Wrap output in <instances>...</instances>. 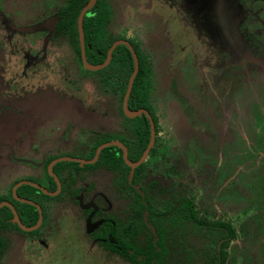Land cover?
I'll return each instance as SVG.
<instances>
[{
  "label": "rangeland",
  "instance_id": "obj_1",
  "mask_svg": "<svg viewBox=\"0 0 264 264\" xmlns=\"http://www.w3.org/2000/svg\"><path fill=\"white\" fill-rule=\"evenodd\" d=\"M164 1L160 0L157 4L158 7L154 2L151 5L158 17L165 15L161 25H166V29L170 32V41L171 18L174 19L178 28L180 26L183 37L176 29L173 38L177 41L184 38L182 42H179L180 47L184 50L177 49L176 44L172 46V43L170 50L168 38L165 39L164 49L157 42H149L144 37L145 31L136 27L132 20L133 10L130 8V2L134 1L111 0L116 13V23L113 28L121 33L125 31L127 37L137 41L145 57L149 59L147 68L148 77L152 82V102L155 104V115L158 121L159 149L154 158L147 159V173L143 182L145 184L148 180L154 179L158 180L161 185L169 186L171 176L181 178L183 189L192 196L200 212L208 217L224 220L236 229L237 238L229 245L226 264H262L258 249L254 248L253 239L257 240L259 236L264 239V194L262 193L264 186L257 182V177L254 178L255 175L252 172L260 160H263L264 154L252 152L256 146V135L259 132L255 131L254 133L253 123L249 124L248 119L250 120L251 116L250 106L254 102H258L259 99L258 96H254L255 87L261 86L264 79L263 76L258 79L252 78V75L249 74V69L254 68V65L247 62L238 66L230 64L232 59L228 56V53L234 51V46L236 50L239 49L237 53L239 58L246 54L260 56L261 49L253 50L242 43L239 46L233 44L235 41L233 33L226 27L222 49L225 54L223 63H217V59H215L217 54L213 46L208 47L207 53H215L216 56L205 61L201 57V55L203 56V47L198 50V46L202 44L197 37L199 32H192L193 29L189 27L191 23L188 22L186 16L192 14L196 17L204 11L202 13H198L197 10L190 11L189 0H171L170 14L167 11L168 2ZM125 2L128 6H124ZM29 3L30 0H20L18 7L26 9ZM208 5L207 1V6L205 3L203 9L205 10ZM120 10L121 12L127 10V19L121 18ZM253 19H256L255 16ZM200 20L202 21V19ZM53 22V19H47L38 25L28 27H16L10 23L0 26V45L4 48L7 58L2 60V62L4 61L2 63L4 82L13 80L20 95H24V92L27 91L33 93L37 89L45 91L51 88L63 99V104L60 105L59 102L51 101L48 98L50 102L47 101L48 105L46 106L40 100L32 97V104L37 111L34 113L36 114V123L28 124V126L23 122V119L20 120L21 123L16 119L10 126L0 127V142L3 139V143H10L13 133L14 136L20 137L21 130L24 131L26 126H28L26 128L31 127L35 130L38 127L44 132L50 133V135L46 133L48 137L58 138L67 134L66 143H63L64 146H62L64 150L70 151L76 150L83 141L89 139L87 130L100 126L102 130L106 128L107 132L113 130L111 126H105L103 122L109 121L110 118L100 117L96 119L97 121L93 120L95 113L93 114L92 110H95L96 113L100 112L101 109L98 105L105 104L107 105L106 110H110V108H114L115 100H105L100 97L94 90L93 82L88 81V78L80 81L81 85L78 89L66 84L72 67H68L65 62H60V59L57 60L63 56L50 45L48 37L52 33ZM155 25L159 27L160 23H155ZM232 25L234 23H228V26ZM213 31L209 30V34ZM257 34L261 36L263 33L257 32ZM188 37L196 38L197 42L194 47L186 44ZM31 39L36 40L33 42L34 44L29 45ZM168 54L169 57L171 54V58L168 57ZM26 55H36L38 61L29 67L26 63ZM190 55L198 58V60L190 62L194 77H191L189 81L183 78L179 84H171L170 98L166 99L169 94L170 78L175 76L179 67L187 66L185 60ZM174 86L177 88L173 92ZM222 94L223 99L221 98ZM40 104L42 105L40 106ZM206 104H208L207 113L214 114V117L218 115V120L220 119V123L217 122L219 134L215 136L216 139L206 138L201 134L203 126L198 112H204ZM20 105H23V101ZM76 106L80 109L79 120L76 125H73L71 119L67 117H70L72 113L76 114ZM70 123L73 126L68 130L67 126ZM26 140L20 144L15 142L12 155L24 159L30 157L29 159L33 161L40 160L42 155L40 153L45 148L50 150L53 147L49 143L40 144L37 147L32 144L31 148H35L36 151L29 155L27 146L30 144ZM219 149L226 154L224 160L230 163V167L225 169L223 174L225 173L226 176L232 174L234 177L233 185L231 184L223 194L217 192L220 181L216 180L218 175L215 168V164L221 162V159H214L215 153ZM7 153L9 150L0 159V195L5 193V185L10 178L37 172V169L22 164L20 161L13 158L9 160L6 158ZM253 156L256 157L253 158ZM168 170L171 171V175L167 172ZM93 176L95 179L94 192H105L107 199L110 200L109 212L118 214L124 208V203L120 200L123 197L110 193L109 181L111 177L103 172H97ZM153 195L157 200L155 192ZM57 205L52 214V220L44 228L40 238L26 236L14 230L4 236L6 250L0 264H128L114 256L99 252L97 247L91 243L89 234L96 225L82 216V209L85 208L83 205L81 207L68 203ZM189 232L183 237L185 245L192 246L197 250L203 249V240L208 239L213 243L211 244L213 248L216 246L217 239L214 235L211 237L212 235H206L200 230ZM202 238L204 239L202 240ZM181 248L180 242L175 243L174 246L170 245V250L175 255V258H172L173 264H182ZM254 253L258 255L255 263V259H252ZM191 264L207 263L195 259Z\"/></svg>",
  "mask_w": 264,
  "mask_h": 264
},
{
  "label": "flooded vegetation",
  "instance_id": "obj_2",
  "mask_svg": "<svg viewBox=\"0 0 264 264\" xmlns=\"http://www.w3.org/2000/svg\"><path fill=\"white\" fill-rule=\"evenodd\" d=\"M127 1H134L130 2V8L133 10L132 14V20L136 27L138 26L139 29H142L145 31L144 37L149 42H157V44L162 45V49H164L165 39L168 38L169 46L168 48L171 50V43L176 44L177 49L184 50V48H181L179 45V42H182V40L177 41L173 38L175 35V30L177 29L180 32V35L183 37V32L180 29V26L178 28V25L176 22H174V19L171 17V41L170 39V32L166 29V25H161V22H164L165 15H162L161 17L157 16V13L154 12L155 9H153V6L151 5L152 2L155 3V5L158 7L157 4H159L160 0H126ZM164 1V0H163ZM207 1L209 3L208 7L204 10V5ZM65 2V0H30L29 6L26 9L19 8L18 5L20 4V0H0V26L7 25L8 23L14 25V26H32V25H38L42 22H44L47 19H53L54 22L52 24V33L48 37L50 41V45L58 50L63 58L59 57L57 60L60 59V62H65V64L68 67H72V72L67 77L66 84L68 86H71L72 88H77L81 85L80 81L82 79H85L83 75L80 74V68H79V61L82 65V68L84 70L88 71H98L106 67L110 60H111V54L114 51L115 47L117 45H124L129 50L128 45H130L134 51L136 60H137V70H138V59L137 55L135 53V50L133 48V45L131 42L135 43L138 46L139 51L143 54L142 50L140 49V46L137 41L132 40L131 38L126 36V32H122L119 30H116L113 28V25L116 23V13L113 10L111 0H107V6L109 9V17L110 22L108 25V29L110 31V34L116 36L121 35V38H117L112 42V44L109 46V48L106 51V56L104 61L101 64L98 65H91L87 63L86 56H85V43H84V37H83V30H82V37H83V55L81 52V46H80V40H79V32H78V20L79 16L84 9V7L88 4L87 3L82 7L80 12L78 13L77 19H76V30H77V38H78V48H79V57H77L73 51V48L70 45V42L66 39V36L62 32H58L56 30V24L59 20L58 13H60L59 10L55 9L56 6L62 5ZM96 0H94L93 5L84 11V14L86 11L93 8ZM125 2L124 6H128V4ZM165 2V1H164ZM168 2V9L167 11L171 14V0H167ZM204 2V5H202ZM133 3V4H131ZM190 11L194 12V10H197L198 13H203L201 15L198 14V16L186 15L189 24V27L193 29L192 32H199L200 41L202 44L198 46V50L203 47L204 51L202 52L203 59L207 61V59H213V56L215 57V53L217 54V63L220 62L223 63V55H225L222 52L223 45H224V29L229 28L231 30V33H233V38L235 41H233V44L238 45L244 44L246 47L253 48V50L261 49V52L259 53L260 56H251V55H245L242 58H239L240 56L237 54L239 49L236 50V47L234 46V51L232 53H228V56L231 57L230 64L238 66L239 64H243L245 62L250 63L254 65V68L252 67L249 69L250 75H252V78L258 79L260 76H263L264 79V0H189L188 4ZM205 6V7H206ZM189 11V10H188ZM209 11L208 13H206ZM120 15L123 20L127 19V10L121 12ZM239 13V14H238ZM82 15V18L84 16ZM255 16L256 19H253ZM82 18H81V28H82ZM202 19V21L200 20ZM122 20L120 21V23ZM232 22L234 25L228 26V23ZM155 23H160L159 27L155 25ZM172 26H174L172 28ZM184 26V24H183ZM263 26V27H262ZM188 27V25H187ZM123 29V28H122ZM209 30H214L212 33L209 34ZM263 33L261 36L257 34ZM201 33V34H200ZM43 35H46L45 33H42ZM208 34V35H207ZM185 35V34H184ZM35 35L33 34V37ZM47 36V35H46ZM185 37H187L185 35ZM36 39H31L29 45L34 44ZM188 44L190 47H194L195 43L197 42L196 38H189L188 37ZM186 41V40H185ZM237 41V44H236ZM185 43V42H184ZM216 43V44H214ZM1 44V42H0ZM168 44V43H167ZM213 46L215 53H207L208 47ZM88 48L89 45H87ZM263 50V51H262ZM130 52V50H129ZM171 53V52H170ZM250 53V52H249ZM131 54V52H130ZM146 64L148 65L149 59L145 57L143 54ZM132 61H133V70H134V60L133 56L131 54ZM169 57V54H168ZM168 57L166 59H168ZM6 58V54H4V48L2 45H0V127H6L10 126L12 122H14L16 119L17 121H20L23 119V122L26 125H30L31 123H36V113L35 106H33L31 98L35 97V99L40 100L41 103L45 104L46 106L47 101L50 102L49 99L54 100L55 102H59L60 105H62L63 99L60 97L61 95L56 93L51 88L49 90L44 89H37L33 93H29L30 91L24 92V95H20L17 89V86L13 80H9L7 82H4V74L2 70V60ZM26 63L30 67V65L34 64L36 61H38V57L35 56H25ZM171 58V54L170 57ZM192 55H190L185 61L187 66L185 67H179L178 72L175 74V76H172L170 78V85H169V94L166 96V99L170 98L171 94V84H179L183 78L188 79V81L191 79V77H194L192 69V63L191 61H194L195 59L198 60V58H194ZM200 58V57H199ZM7 59V58H6ZM108 59L107 63L98 69H90L86 65L90 67H96L101 66L105 63V61ZM151 59V58H150ZM200 61H202L200 59ZM203 62V61H202ZM262 69V70H261ZM133 70L131 72V75L133 73ZM137 73V71H136ZM130 75V77H131ZM136 75V74H135ZM129 77V79H130ZM135 77V76H134ZM237 78V77H236ZM128 79V82H129ZM149 79V77H148ZM134 80V79H133ZM88 81H92L88 78ZM93 82V81H92ZM127 82V85H128ZM133 83V82H132ZM190 83V82H189ZM94 84V82H93ZM151 85L152 82L149 79V96H148V105L150 110L146 108H138V109H129L127 106V101L129 98L126 99V109L129 112L136 113L138 111H141L139 114L129 117L125 114L123 110V99L127 90H126L123 96V99L121 101V107L120 110L115 105L114 108H110V110L107 109V105H98L101 111L92 110L94 116L93 120H96L100 117L102 118H110L109 121L105 122V126L108 127L111 126L113 129L110 132L106 131V128L104 130L100 127H94L91 130H87V134L89 135V139L87 141H83L79 147L76 148V150H64L63 143H66L67 134H63L62 136L58 138H54L52 136L48 137L43 129H33L31 127L26 128L24 131L21 130L20 137L13 136L10 137L11 142H0V159L3 158L4 154L9 150V153H7L6 158H13L14 160L20 161L22 164H25L31 168L37 169V172H31L29 175L26 176H15L10 178V180L7 182L6 191L4 194L0 195V209L3 207H7L12 217L8 219L9 225L6 228H0V261L2 259V256L6 250V240L4 236L11 232L12 230L22 233L26 236L34 237V238H40L42 235V232L44 231V228L47 227L50 223V220H52V214L55 210V208L58 206L57 204L61 203H68L73 205H78L81 207H85L82 209V216L84 218H87L89 222H92L96 225V227L90 232L89 238L91 240V243L97 247V250L99 252L105 253L106 255L114 256L121 261H124L128 264H131L127 256L133 255L134 251L129 248V241L135 240V246H136V252L135 254L138 256V258L142 261L143 255L145 253V246L147 243L144 242V238L148 237L150 238V241L152 242V245L155 247V252H153V256L151 257V264H173L172 258H175L174 252L170 250V245L174 246L175 243L178 242L182 245L181 250V256H182V264H191L194 262L195 259H199L204 263L207 264H226V258H227V250L229 248V245L236 240L237 238V231L236 229L228 222L224 220H220L218 218H212L208 217L206 214L204 215L203 212H200L198 208L195 205V202L191 195H188L185 190L183 189V182L181 178H177L176 176H171V182L169 183V186H164L158 183V180H148L147 183L144 184V179L146 178L147 173V167L146 162L147 159L154 158L157 154V151L159 149L158 145V121L157 117L155 115V104L152 102V91H151ZM132 88V86H131ZM176 86H174V89L172 90L174 92ZM94 90L98 93L100 97H103L106 99H112L114 98L112 96H104L102 93L95 87L94 84ZM131 91V89H130ZM222 91V88H221ZM23 96V97H21ZM232 96V95H231ZM254 96H258V102H254L249 110L251 113V116L248 119V123H253L254 133L255 131H258L259 134L256 135V146L253 148V153L256 154H264V81L261 86H256L254 90ZM23 98V99H21ZM49 98V99H48ZM221 98L223 99V94L221 95ZM25 100V101H24ZM23 101V105L21 106L20 103ZM108 102V101H107ZM171 102V100H170ZM42 104H40L41 106ZM45 106V107H46ZM262 108L261 110L259 108ZM80 108L83 109L82 106ZM98 108V109H99ZM208 104L205 105L204 112L199 111V118L201 121V124L203 126V132L201 131L202 136L204 135L206 138H215L216 135L219 134L217 122L218 115L214 117V114L207 113ZM76 114L72 115L67 118H70L73 125L78 123V113H79V107L76 106ZM96 109V107H95ZM147 113V114H146ZM144 115L147 119L148 126H149V141L142 152L139 159L135 162L131 161L129 159L130 151L129 149L123 144L122 141H120L118 138L121 137L124 139L125 136L128 135L127 125L128 122L125 121V119H134L137 117H140ZM217 117V120H216ZM248 117V116H247ZM151 122H150V120ZM252 118V119H251ZM97 121V120H96ZM21 123V121H20ZM220 123V122H219ZM73 125L68 124L67 129L69 130L70 127ZM151 127L153 129V141L151 147L148 149V152L144 158V160L132 168L129 166L124 159V155L126 156L127 161L130 163H136L138 162L141 157L143 156L144 152L148 148V145L150 143L151 139ZM216 128V129H215ZM261 130V133H260ZM50 135V133H48ZM8 135V134H7ZM125 135V136H124ZM118 137V138H116ZM28 140L29 144L27 146L29 150V155H32L33 152H35V148H31V145L37 147L40 144L49 143L50 146H53L50 148V150L44 149L43 152H41V158L40 160H32V159H24L19 157H15L13 154V150L15 149V142H18L20 144L23 142V140ZM26 140V141H27ZM117 143V144H111L102 147L98 153L97 150L100 146L107 144V143ZM218 143V142H215ZM25 144V143H24ZM63 145V146H62ZM32 146V147H33ZM110 146H116L121 150V156L124 164L129 168L128 173L126 174L125 178L123 176L122 170L117 169H111L107 168L104 165L99 166H93L89 169H85L81 172H75L74 174V181L72 185L65 189V192L62 193L63 185L57 175L53 172V167L59 163V162H74L77 163L80 168H82L84 165H95L99 159V156L104 148L110 147ZM155 149V153L152 157H150V151L151 149ZM93 150L92 157L88 158V155ZM53 151H55L53 153ZM252 155V154H251ZM250 155V156H251ZM226 154L222 152L221 149L216 151L215 158L214 159H221V162H218L215 164L217 177L216 180L219 179V186H218V193L223 194V192H226V190L231 186L233 181V175L226 174L224 172L225 169L229 168V162L227 160H224V157ZM252 157V156H251ZM256 156H253L255 158ZM50 158V159H49ZM48 161V163L45 164V162ZM239 159V158H238ZM223 161V162H222ZM137 167H142L138 173L135 180V184L133 185L131 183V179L133 177L134 169ZM97 172H103L111 177L109 181V189L110 193H115L119 195L120 200L124 203V208L121 210L118 214H113L109 212L110 208V200L107 199V196L105 192L98 191L94 192V185H95V179L94 174ZM169 175H171V171H167ZM219 173V174H218ZM254 178L257 179V182L261 183L264 186V158L263 160H260V163L257 164L253 170ZM66 173L64 172V175ZM48 175L53 182L55 183V189L50 191L48 190L44 185V179L45 176ZM93 178V179H92ZM30 186L37 190H39L42 194L52 198V200L44 201L43 206L39 204L36 201H33L29 198L21 197L17 194V190L21 186ZM233 185V184H232ZM169 187V188H167ZM108 189V188H107ZM170 190V191H169ZM45 191V192H44ZM262 193L264 194V188L262 189ZM157 195L158 199L156 200L153 196V193ZM164 194H167L166 196ZM11 199H13L16 202L28 204L33 206L37 211V220L36 222L31 226H26L22 223L20 220V217L16 211V207L13 202H11ZM145 199H147L150 203V205L157 211V212H164L166 209L171 210V203L173 205V209H177L181 207V204H184L185 213L186 216L183 218L176 217L174 222L171 224V211L167 214V216H164L163 218H159L158 215L155 213L153 216L148 220L147 212L141 208V206H145ZM140 200L141 206H138L136 201ZM29 201V202H26ZM57 205V206H56ZM17 215V218L20 222V224L25 228H21V226L16 221L15 215ZM206 213V212H205ZM155 216V217H154ZM187 217V218H186ZM151 221V222H150ZM134 222V223H133ZM129 223L135 224V235L132 237H128L127 235V228ZM113 225L116 230H118L119 234H116L113 236L111 234V230L109 228V225ZM223 225L228 227L232 231V235H228L226 230L223 229ZM156 226H161L163 233L161 235H158L156 232ZM202 231L206 235H212L211 237H214L216 240V246L212 242H209L208 239L203 240V249L197 250L194 249L192 246L189 247L188 245H185L183 243L184 240V234L190 233L189 231ZM115 237V238H114ZM254 242V248L256 247L258 249V253L260 254V258L262 259V264H264V239L262 236H259L258 239H253ZM215 244V243H214ZM160 256V257H159ZM258 255L255 253L252 255V259L254 260V263L256 261V258ZM171 260V263H170Z\"/></svg>",
  "mask_w": 264,
  "mask_h": 264
},
{
  "label": "trees",
  "instance_id": "obj_3",
  "mask_svg": "<svg viewBox=\"0 0 264 264\" xmlns=\"http://www.w3.org/2000/svg\"><path fill=\"white\" fill-rule=\"evenodd\" d=\"M87 1L88 0H65L62 5L55 7V9L60 11V13H58L59 20L56 24V30L58 32L64 33L66 39L70 42V45L77 57H79V48L76 30V19L78 13L87 3ZM109 22L110 17L107 0H96L93 8L86 11L82 18L83 37L84 43L86 45L85 56L87 63L91 65L101 64L104 61L106 51L112 44V42L117 38L122 37L121 35L114 36L110 34V31L108 29ZM131 43L137 55L138 70L132 83L127 106L129 109L146 108L150 110L148 105L149 79L147 64L145 62L143 54L139 51L138 46L133 42ZM87 45H89L90 48H88ZM79 68L80 74L83 75L84 78H90L94 82L95 87L102 93V95L112 96L114 98L115 105L120 110L121 101L126 90L127 82L133 70L132 57L127 47L124 45H117L111 54V60L109 64L101 70H84L80 61ZM125 121L128 122V135H124V139H122L121 137L116 138L122 141L123 144L129 149V159L135 162L139 159L148 144L149 126L144 115L134 119H125ZM154 153L155 149L152 148L150 151V157H152ZM92 154L93 150L88 155V158L92 157ZM49 159L45 162V164L48 163ZM99 165H104L105 167L111 169L122 170L124 178L129 170V168L124 164L122 160L121 150L116 146H110L102 150L95 165H84L82 168H80L78 164L74 162H59L53 167V172L57 175L63 185V193L65 192L66 188L72 185L75 172H81L85 169H89L93 166ZM141 168L142 167H137L134 169L133 177L131 179V183L133 185L135 184L137 173ZM64 172L66 173L65 175ZM44 185L50 191L55 189V183L48 175L45 176ZM17 194L21 197L36 201L42 206L44 201L52 200V198L42 194L39 190L27 185L19 187L17 190ZM0 201L2 200L0 199ZM11 202L14 203L20 220L24 225L31 226L36 222L37 211L33 206L16 202L13 199H11ZM136 203L138 206H141L140 200H137ZM141 208L147 212L148 220L155 213L159 218H163L164 216H167L170 211L171 224L174 222L176 217L184 218L186 216V207L184 206V204H181V207L174 210L171 203V210L166 209L164 212H157L150 205L149 201L145 199V206H141ZM11 217L12 214L7 207L1 208L0 228H6L9 225L8 219H10ZM133 223H129L128 225V237H132L135 235V224ZM109 228L113 236L119 234L118 230H116L113 225H109ZM223 229L226 230L228 235H232V231L225 225H223ZM156 232L158 235H161L163 233L161 226H156ZM144 242L147 243V245L144 247L146 251L143 255L144 259L141 261L135 254V240L133 239L132 241H129V248L134 251L133 255L127 256V259L131 264H151V257L153 256V252H155V247L154 245H152V242L148 237L144 238Z\"/></svg>",
  "mask_w": 264,
  "mask_h": 264
},
{
  "label": "water",
  "instance_id": "obj_4",
  "mask_svg": "<svg viewBox=\"0 0 264 264\" xmlns=\"http://www.w3.org/2000/svg\"><path fill=\"white\" fill-rule=\"evenodd\" d=\"M93 3H94V0H89V2H88V4L84 7V9L82 10V12H81V14H80V16H79V20H78V32H79V40H80V46H81V52H82V55H83V37H82V28H81V18H82V15L84 14V11L85 10H87L88 8H90L92 5H93ZM126 45L128 46V48H129V50H130V52H131V54H132V56H133V60H134V70H133V73H132V75H131V77H130V79H129V82H128V85H127V90H126V93H125V96H124V99H123V110H124V112H125V114L127 115V116H129V117H133V116H135V115H137V114H139L141 111H138V112H136V113H132V112H129L127 109H126V99H127V97H128V94H129V92H130V89H131V86H132V82H133V79H134V76H135V74H136V71H137V60H136V57H135V54H134V51H133V49H132V47L130 46V45H128L127 43H126ZM107 61H108V59L105 61V63L103 64V65H101V66H96V67H90V66H88V65H86L87 67H89L90 69H98V68H101L102 66H104L106 63H107ZM147 114V113H146ZM149 120H150V118H149ZM150 122H151V120H150ZM151 139H150V143H149V145H148V148L146 149V151L144 152V154H143V156L141 157V159L138 161V162H136V163H130L129 161H127V159H126V156L124 155V159H125V162L129 165V166H131L132 168H134L135 166H137L138 164H140L143 160H144V158H145V156H146V154H147V152H148V149L151 147V145H152V141H153V129H152V127H151ZM111 144H117V143H107V144H104V145H102V146H100L99 148H98V150H97V152L96 153H98L99 152V150L102 148V147H104V146H107V145H111ZM45 192V191H44ZM26 202H29V201H26ZM29 203H31V202H29ZM14 215H15V218H16V221L18 222V224L21 226V228H23V229H25L21 224H20V222H19V220H18V218H17V215L14 213Z\"/></svg>",
  "mask_w": 264,
  "mask_h": 264
}]
</instances>
